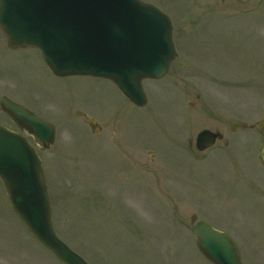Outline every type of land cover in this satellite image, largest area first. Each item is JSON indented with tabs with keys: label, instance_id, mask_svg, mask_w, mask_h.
I'll use <instances>...</instances> for the list:
<instances>
[{
	"label": "rangeland",
	"instance_id": "obj_1",
	"mask_svg": "<svg viewBox=\"0 0 264 264\" xmlns=\"http://www.w3.org/2000/svg\"><path fill=\"white\" fill-rule=\"evenodd\" d=\"M143 1L171 16L178 51L163 79L143 81L144 107L110 79L55 75L37 49L10 48L0 28V97L57 127L49 149L29 137L56 231L90 264H211L191 232L196 213L231 230L248 264H264V0ZM233 117L256 126L231 133ZM204 128L225 138L199 152ZM0 264H62L13 211L1 180Z\"/></svg>",
	"mask_w": 264,
	"mask_h": 264
},
{
	"label": "water",
	"instance_id": "obj_2",
	"mask_svg": "<svg viewBox=\"0 0 264 264\" xmlns=\"http://www.w3.org/2000/svg\"><path fill=\"white\" fill-rule=\"evenodd\" d=\"M0 26L13 47L33 46L59 75L113 78L138 105L146 103L145 77L160 78L175 57L169 17L140 0H0ZM3 108L48 147L55 126L8 98ZM231 130L251 125L231 120ZM264 129V121L260 122ZM220 132L203 130L197 144L210 146ZM264 162V145L261 149ZM0 177L11 205L28 230L64 264H89L57 235L42 163L25 137L0 125ZM193 220L196 216L192 217ZM201 252L215 264H246L237 243L205 221L193 229Z\"/></svg>",
	"mask_w": 264,
	"mask_h": 264
},
{
	"label": "flooded vegetation",
	"instance_id": "obj_3",
	"mask_svg": "<svg viewBox=\"0 0 264 264\" xmlns=\"http://www.w3.org/2000/svg\"><path fill=\"white\" fill-rule=\"evenodd\" d=\"M225 1V0H223ZM2 114V115H1ZM3 116H6V114L2 111L1 107H0V119L3 118ZM7 117V116H6ZM10 123H12L10 120H8ZM17 130H19L18 128H16ZM26 133V132H25ZM179 205V204H178ZM180 206V205H179Z\"/></svg>",
	"mask_w": 264,
	"mask_h": 264
}]
</instances>
